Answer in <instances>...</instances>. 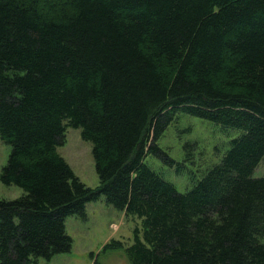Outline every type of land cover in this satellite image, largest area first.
<instances>
[{"label": "trees", "instance_id": "16d2710c", "mask_svg": "<svg viewBox=\"0 0 264 264\" xmlns=\"http://www.w3.org/2000/svg\"><path fill=\"white\" fill-rule=\"evenodd\" d=\"M178 113L237 136L184 192L146 163ZM90 142L98 186L58 152ZM0 264L69 253L66 219L140 221L129 264H264V0H0ZM92 264H101L94 256Z\"/></svg>", "mask_w": 264, "mask_h": 264}, {"label": "rangeland", "instance_id": "374dc122", "mask_svg": "<svg viewBox=\"0 0 264 264\" xmlns=\"http://www.w3.org/2000/svg\"><path fill=\"white\" fill-rule=\"evenodd\" d=\"M237 134L236 130H225L212 121L178 113L157 141L175 163L169 166L152 155H147L144 161L178 191L184 192L219 162L230 139ZM57 150L86 186H98L91 144L82 138L80 129L67 128L65 142ZM8 154L9 146L0 139V170ZM253 176H264V159L254 169ZM21 193L19 187L0 182V199H13ZM86 215V220L76 216L66 219V231L73 240L70 252L55 255L49 261L39 258L38 264H92V256L101 264H129L124 248L103 250V246L113 240L124 247L130 245L133 229L140 227V221L107 205L103 197L87 203Z\"/></svg>", "mask_w": 264, "mask_h": 264}]
</instances>
